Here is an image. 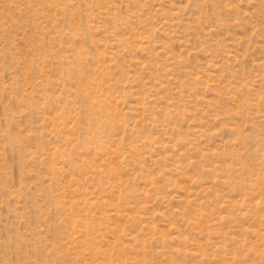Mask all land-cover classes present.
I'll return each mask as SVG.
<instances>
[{
	"label": "rangeland",
	"instance_id": "rangeland-1",
	"mask_svg": "<svg viewBox=\"0 0 264 264\" xmlns=\"http://www.w3.org/2000/svg\"><path fill=\"white\" fill-rule=\"evenodd\" d=\"M0 264H264V0H0Z\"/></svg>",
	"mask_w": 264,
	"mask_h": 264
}]
</instances>
